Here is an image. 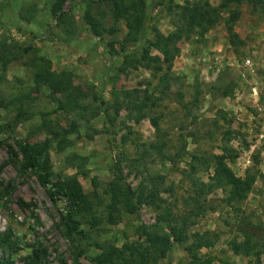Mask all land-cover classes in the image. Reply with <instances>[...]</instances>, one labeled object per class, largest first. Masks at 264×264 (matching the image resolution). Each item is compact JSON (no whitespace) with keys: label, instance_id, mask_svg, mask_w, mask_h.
<instances>
[{"label":"rangeland","instance_id":"obj_1","mask_svg":"<svg viewBox=\"0 0 264 264\" xmlns=\"http://www.w3.org/2000/svg\"><path fill=\"white\" fill-rule=\"evenodd\" d=\"M93 1L65 0L61 7L65 17L60 21L58 13H51L56 0H0V236L11 242L0 249V260L25 264L24 259L39 249L42 264H94L98 245L121 248L140 242L138 227L164 225L158 224L147 205L134 215L121 211L115 225L106 222L114 166H120L132 189L147 176H163L161 198L180 214L191 180L208 182L212 176L211 167L206 170L192 157L220 155L226 144L236 155L229 168L237 177L248 174L253 190L234 205L221 202V191L207 195L214 209L196 218L188 234L210 240L211 247L198 249L197 254L202 260L210 258L211 264H247L255 254L264 264V246L248 237L251 227L264 226V11L254 13L241 6L234 27L239 41L228 36L223 13L203 38L193 36L182 42L170 82L160 85L150 71L125 63L132 46L125 50L121 46L124 21L114 23L108 8ZM185 1L196 0H145L143 40L152 39L154 28L164 35L171 32L167 6ZM209 2L217 5L219 0ZM90 3L94 14L103 15L104 27L115 28L113 35L105 33L97 39L85 29L83 14ZM144 41L137 45L139 49ZM150 56L160 57L154 50ZM39 58L55 72H70L73 84L86 94L73 112H55L56 97L47 87L35 85ZM124 91H130L131 98H125ZM144 92L159 99L150 113L159 119L172 161L157 158L153 151L139 159L141 146L148 148L158 137L149 118L134 121L132 102ZM114 93H119L121 104L116 116ZM73 121L76 130L65 136L63 130L71 128ZM52 130L58 137L50 135ZM63 138L69 144L58 151ZM17 142L34 146L48 142L52 184L64 177L78 179L100 221L92 227L89 217L81 219L86 238L67 236L61 215L68 203L58 197L52 200L48 193L52 184L43 187L34 171L22 169ZM132 159L137 163L131 164ZM186 246L175 245L170 258L157 264H192Z\"/></svg>","mask_w":264,"mask_h":264},{"label":"trees","instance_id":"obj_2","mask_svg":"<svg viewBox=\"0 0 264 264\" xmlns=\"http://www.w3.org/2000/svg\"><path fill=\"white\" fill-rule=\"evenodd\" d=\"M65 0H56L52 5L51 13L59 14L60 21L65 17L61 12V7ZM92 3L99 7L108 8L114 23L124 21L126 33L121 42L122 49L125 50L132 46L131 55L125 58V63L134 68H143L158 77L160 85H167L171 80V71L175 59L180 54L179 45L189 41L193 36L203 38L223 19V13L227 17L223 20L224 27L228 36L232 40H238L234 27L241 17V6L247 5L252 12L264 11V0H219L217 5H212L209 0L185 1L183 4H169L167 13L171 18L173 29L167 35L162 34L158 29H153L152 39L143 40V30L145 26V0H95ZM99 16V17H98ZM102 14H94L93 6L87 5L83 14L85 29L90 35L101 39L103 35H113L116 30L111 27L106 29L103 23ZM144 41L145 45L138 48L137 45ZM156 51L160 57H151V51ZM2 56H0L1 61ZM39 67L34 74V83L39 88L47 87L51 92L55 104V112L71 113L78 106L81 99L86 94L73 84L71 73L68 71L55 72L51 70L48 62L39 58ZM118 94L114 93V116L118 115L121 104L118 102ZM125 98H131L130 91H124ZM227 95V94H226ZM158 98L144 92L135 102L134 111L135 123L145 118H149L152 127L158 135L157 139L142 147L139 159L147 156L153 151L157 158L168 159L171 157L166 154L167 142L159 129L158 117L152 116L151 111L157 106ZM103 104V103H102ZM106 111V109H105ZM113 117L110 123H113ZM76 130L75 121L72 127L63 130L65 136ZM51 136L58 137L56 131L49 132ZM226 143L229 134H223ZM58 142V151H62L68 146V140ZM17 149L21 156V167L23 170H31L36 173L39 183L45 187L51 185L52 166L49 155V144L31 145L27 142H17ZM222 154L213 155L212 158L204 159L193 156V160H198L204 165L205 169L212 168V176L208 182L199 179H192L190 182V192L184 200V211L175 214L172 206L166 205L161 198L164 190L165 178L163 176H147L142 179L136 189L126 184L123 172L119 165L114 166L113 179L108 185L109 201L106 205V222L115 225L119 219L121 211L126 214L134 215L141 206H150L156 213L158 224H163L164 228H147L140 226L137 234L142 240L140 242L124 244L121 248L108 243L98 245L100 253L93 258L94 264H157L160 260L169 259L171 251L175 245H186L187 251L192 255V264H211L212 260L206 258L202 260L197 254L201 248H209L212 243L205 235L188 234V230L194 225V220L208 209H214V201L206 200L207 195L214 191H221L224 195L221 202L226 205H234L247 199L253 190V180L247 174L245 177H237L228 166V162L233 160L236 155L232 148L224 145ZM138 159L130 160L131 164H136ZM194 168V165H191ZM52 200L56 197L63 198L68 203L67 211L61 215V224L64 226L67 236L74 240L75 237L86 238L85 232L80 229L81 219L90 218V225L96 226L97 220L94 214V204L90 201L87 194L75 176L64 177L52 184L49 190ZM166 231V233H164ZM248 237L257 240L264 246V226H253L248 232ZM195 238L196 242H190ZM10 240L0 236V249L9 247ZM40 247L39 245L37 246ZM43 252L34 249L28 259H24L25 264H42ZM0 264H12L10 260H0ZM170 264V263H169ZM223 264H231L223 262ZM247 264H261L259 254L249 260Z\"/></svg>","mask_w":264,"mask_h":264}]
</instances>
